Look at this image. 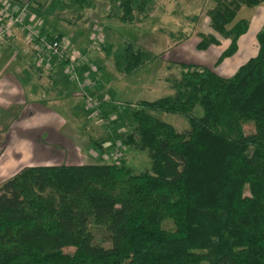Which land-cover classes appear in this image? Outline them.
I'll use <instances>...</instances> for the list:
<instances>
[{
	"label": "trees",
	"instance_id": "1",
	"mask_svg": "<svg viewBox=\"0 0 264 264\" xmlns=\"http://www.w3.org/2000/svg\"><path fill=\"white\" fill-rule=\"evenodd\" d=\"M105 1L120 11L108 18L126 27L149 19L150 0ZM211 1L205 13L211 33L199 31L196 48L229 41L218 67L238 53L249 31L250 20L239 15L264 0ZM34 4L42 18L74 28L95 8L94 0ZM186 19L198 23L197 15ZM183 23L158 29L171 47L190 38ZM256 39L257 56L232 77L175 63L181 72L168 80L172 95L125 110L133 124L124 144L148 152L149 171L135 174L124 164L28 166L2 183L0 264H124L125 255V264H264V26ZM101 48L124 77L164 54L128 37ZM197 106L201 118L192 116ZM150 112L184 115L190 130L179 132ZM246 121L253 132L245 131ZM92 227L105 229L111 248L95 244Z\"/></svg>",
	"mask_w": 264,
	"mask_h": 264
},
{
	"label": "rangeland",
	"instance_id": "2",
	"mask_svg": "<svg viewBox=\"0 0 264 264\" xmlns=\"http://www.w3.org/2000/svg\"><path fill=\"white\" fill-rule=\"evenodd\" d=\"M0 1L2 3L7 2L10 4H18L20 8L29 7L28 10L35 13V6L37 5L34 4V2H45V0ZM177 2L180 3V8L177 6ZM29 3L31 7L28 5ZM94 3L95 8L87 14V21L85 23L80 22V25L77 28L57 22L52 18H43V21H48L51 35L57 36L55 33L59 32L60 35H63L64 39L70 41L73 52L79 54L87 52V54L90 55V62L86 65H82L80 69L85 68L90 72V68L93 69L95 71V79L97 80L100 79V75L102 74L103 70L105 72L107 71L111 83L113 82V86L115 85V78L116 82H118L115 85V89L117 91V94L114 95L115 99L108 95L106 97L104 96V99L102 98L103 100L100 99L106 103H109L110 100V104H104L111 106V109H108L110 111L109 116L105 115L102 110L104 105L101 104L98 117L93 116V112L90 109H87V113L85 110V101H82V107L84 108L86 115H88L87 117L89 118L91 115L93 117V121L97 123V127L92 126V129H90L92 132L88 131V133H86V130H89L88 128L85 129V132L80 134L82 137H84L82 145L86 141L84 145L89 146L88 149L91 151L90 153L88 150L89 153L86 155L84 153L81 154L80 162L84 165L124 164L125 166L131 168L135 174H140L151 169V160L147 151H141L133 147H128L124 144V137L128 133L132 132L131 124H133L131 116L128 114V112H125V110L129 109L130 107H136L137 103L142 100L155 101L160 98L172 95L174 91L170 88L171 83L168 80L180 78L181 72L177 65H174L163 58L167 50L175 49L177 46L171 47L169 43H166L168 38L163 33L159 32L158 29L160 27H171L172 29H176L184 21L183 26L185 27V31L187 33H191L190 38L188 41H186L191 43L195 39L198 40L197 33L199 31L211 33L205 13L207 12L208 8L213 5V3L211 0H150L147 5L149 19L145 23L137 24L135 27H126L119 21L108 18L110 13H113L114 15L120 14L118 7L114 5L111 6L105 0H94ZM139 3L140 0L138 1V4ZM246 11L248 10L244 9L239 15V18L240 16H244L249 19L250 16L249 14H246ZM195 15L198 17V23L197 21L190 23L191 19H186L187 16L195 17ZM193 24H195L194 28L191 27ZM42 27V25L39 26V28ZM77 33L80 34L78 37L75 36L78 35ZM94 33L101 36L102 42H100L98 47L87 51L89 49V44H91L92 35ZM121 37H128L132 41L148 48L150 51L156 54H164L154 63L142 69L138 74L130 77H124L115 69L112 57L106 56L105 52L101 48L102 44L115 45ZM84 43L85 46H83ZM228 45L229 41H223L220 46L215 47H219L218 49L222 53L225 49H227ZM219 56L217 59H215L216 57L214 56L210 57L209 62L217 61ZM190 60V58L187 59V61ZM213 64L214 63H212L209 67L216 71L217 67L215 64ZM45 67L46 66L42 68ZM61 69H63V71H67L65 65H63ZM88 80L90 81L91 79L89 78ZM84 92H86V94L91 93V88H87ZM116 103L119 104L118 107L115 105ZM52 106L54 108L57 107L55 104ZM113 106H115V108H113ZM60 112L62 113L63 118L67 119V125L62 130L61 135L68 138L71 137V140H74V143H76L79 140V138L76 137L77 131L84 130V128H82L79 122H75V119H71L67 116V108H64L63 106L60 109ZM150 114L154 115L157 119L167 124L173 125L179 132H186L190 130L189 118L184 115H174L163 112H150ZM192 116L197 118L203 117V108L201 106H197L192 112ZM252 124L253 122L251 123L250 121H246L244 127L247 133L254 131V124ZM119 142L123 144L120 145ZM58 144L63 146L66 144V141ZM77 144L79 143L77 142L75 145ZM7 145L8 143H4V141L0 144L1 181L9 179L12 175L18 173L22 168L32 164V162L35 163L38 158L37 156V158H34V153L22 154V156H19L18 159L17 157L9 158L5 153ZM70 161H72V159L68 158L64 150H51L50 162L52 165L64 164V162ZM75 165H78V163ZM91 230L95 236V244L99 243V245H102L105 248L112 247V242L106 238L105 229L92 227ZM129 259L130 255H125L124 264Z\"/></svg>",
	"mask_w": 264,
	"mask_h": 264
},
{
	"label": "crops",
	"instance_id": "3",
	"mask_svg": "<svg viewBox=\"0 0 264 264\" xmlns=\"http://www.w3.org/2000/svg\"><path fill=\"white\" fill-rule=\"evenodd\" d=\"M9 6L18 11L23 10L18 4L11 3ZM246 14L250 16L249 31L240 38L238 53L216 68L220 76L232 77L242 65L258 54L256 37L264 26V4L251 10V13L249 10L246 11ZM25 18L27 23L42 25V30L50 34L48 21H43L37 13L27 9ZM1 26L0 19V30ZM55 34L60 35L59 32ZM77 34L75 36L78 37L80 34ZM168 41L167 39L166 43H169ZM187 41L175 49L167 50L163 58L174 65L175 63H197L209 67L212 63L215 64L216 61L209 62V60L212 56L217 59L221 53L219 47L213 46L207 51H198L196 48L198 40L195 39L191 43ZM189 58L191 60L187 61ZM63 65H65L64 62L51 59L45 68L38 67L35 57L28 48L25 34L19 28H16L10 37L0 41V144L3 141L8 143L5 153L9 158L17 157L18 159L22 154L34 153V158L38 157L37 160L26 167L50 165L52 149L64 150L68 158L72 159L64 164H82L81 154L86 155L90 150L89 146L84 145L86 141L82 145L84 137L80 134L88 128L86 133L92 132L90 130L92 126L97 127L93 117L91 115L87 117L85 113V110L88 111L87 107L85 110L82 107L85 101L83 92L91 88L94 96L101 100L107 95L115 99L114 95L117 94L115 85L118 82L115 78L113 86L107 71L103 70L100 79L97 80L94 76L95 71L91 68V72L81 68L74 76L63 71L61 69ZM88 82L90 86L84 89L83 86ZM53 104L57 107L54 108ZM63 106L68 110L67 116L75 119L74 121L79 122L84 128L77 131L76 137L79 138L77 145L71 137L61 135L67 125V119L63 118L62 111L60 112ZM110 107V105H104L102 109L106 116L110 115ZM65 141L66 144L63 146L58 144ZM5 181L0 180V185Z\"/></svg>",
	"mask_w": 264,
	"mask_h": 264
},
{
	"label": "built area",
	"instance_id": "4",
	"mask_svg": "<svg viewBox=\"0 0 264 264\" xmlns=\"http://www.w3.org/2000/svg\"><path fill=\"white\" fill-rule=\"evenodd\" d=\"M9 3L0 1V19H1V30H0V41L10 37L16 28L21 29L25 34V39L28 44L29 50L33 53L36 59L38 67L48 66L49 60L57 59L59 62H64L67 72L76 76L77 71L82 65H86L90 62V55L85 53L73 52L70 41L66 39L50 38L47 34H43L38 26L27 23L25 18V11L27 8L18 11L11 8ZM101 40V36L94 33L92 35L91 44L88 46V50H92L98 47ZM90 83L86 84L89 87ZM85 98V104L87 109L93 112V116L98 117L100 104L103 102L100 99L93 96V93L83 92ZM110 103V100H109ZM118 107V103L115 104ZM120 145L123 143L119 142Z\"/></svg>",
	"mask_w": 264,
	"mask_h": 264
}]
</instances>
